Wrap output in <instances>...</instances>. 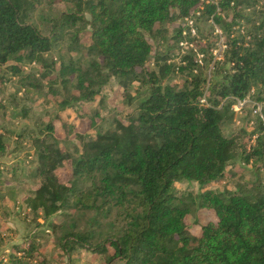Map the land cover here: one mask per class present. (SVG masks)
<instances>
[{
  "label": "trees",
  "instance_id": "obj_1",
  "mask_svg": "<svg viewBox=\"0 0 264 264\" xmlns=\"http://www.w3.org/2000/svg\"><path fill=\"white\" fill-rule=\"evenodd\" d=\"M41 1L0 0V103L5 72L17 76L19 63L33 62L46 71L43 55L68 34L90 61L84 68L61 65L63 85L66 76L75 77L77 95L68 91L59 106L91 103L112 80L122 88L125 104L135 105L104 132L72 128L73 153L59 147L53 123L33 141L38 186L23 203L43 221L63 215L60 224L49 226L69 264L80 251L103 264H264L263 181L234 191L208 188L238 158L264 160L259 123L249 150L244 138L251 133L243 128L227 133L237 101L264 100V19L253 25L248 41L232 30L251 0H52L67 10L50 21L49 35L31 21ZM196 13L199 21L221 24L225 35L226 50L209 79L204 67L212 56L202 64L192 51L180 65L170 58L186 38L181 29L169 38L170 28ZM229 13L226 21L222 15ZM85 35L87 45L81 43ZM152 42L165 50L153 56ZM178 75L183 81L173 85ZM99 119V111H92L87 130ZM5 150L0 132V153ZM66 165L70 175L62 180L57 172ZM184 182L196 183L200 191L176 187ZM198 210L211 212L215 220L192 234L186 218ZM35 251L32 246L30 253ZM16 252L23 251L10 254V264L22 263Z\"/></svg>",
  "mask_w": 264,
  "mask_h": 264
},
{
  "label": "rangeland",
  "instance_id": "obj_2",
  "mask_svg": "<svg viewBox=\"0 0 264 264\" xmlns=\"http://www.w3.org/2000/svg\"><path fill=\"white\" fill-rule=\"evenodd\" d=\"M66 10V6L62 3L42 0L40 6L31 15V21L44 35H49L50 21ZM194 15L196 16L189 17L192 23L182 19L170 28L169 38L173 37L178 29H181L182 35L186 37L182 43L175 45L170 58L172 62L180 65L181 58L188 52L201 53L200 50L204 49L205 55L201 61L212 56L211 62L204 67L209 79L214 61L222 59L226 50L225 35L221 24L214 20L204 23L197 20V13ZM242 15L245 18L235 19L236 26L232 30L235 36H243L244 41H248L253 35V25L258 26L264 19V0H251L249 7L242 10ZM222 16L226 21H230L232 17L230 13ZM81 43L87 45L89 36H82ZM152 47L153 56L165 50L164 46L157 42H152ZM43 59L46 63L44 65L46 71L41 72L42 66L39 63H19L21 73L12 76L7 70L5 83L2 86L0 132L5 138L6 150L0 153V263L3 261L10 264L9 255L22 250L23 252L18 254L16 252L17 257L22 258L20 264H40L42 259L45 264H69V260L55 243L57 233L53 234L49 226L50 223L60 224L64 220L63 215L57 213L47 221H43L40 217L36 218L29 213L23 203V199L38 186V181L33 176L36 167L33 141L36 137L45 135V126L53 123L55 125L53 136L58 140L59 147L73 153L76 141L73 138L72 128L78 133L91 135L97 131L104 132L115 118L124 120L126 115L135 109V105L125 104L124 92L113 80L91 103L75 102L62 109L59 101L62 98L67 99L69 93L77 95V91L73 88L76 84L75 77L66 76L65 80L68 84L63 85L59 72L61 65L84 68L90 58L84 48L75 45L70 40V35L66 34L49 53L43 55ZM198 59L200 58L195 56L197 62ZM151 68H153L152 64ZM41 73L46 74L47 77L43 78ZM182 81V76L178 75L171 83L180 85ZM53 89L56 90V94L52 93ZM250 106L251 104H247V109ZM94 110L99 111L100 119L96 121L94 128L87 130V120ZM248 115V110L235 115L234 123L227 133L242 128L247 133H251L250 139L248 135L244 138L248 142L249 150V145L253 144L254 138L259 133L255 132L258 129V120ZM243 157L229 165L224 178L212 183L208 188L214 191H234L239 185L256 179L262 180L264 184V160L250 159L246 163ZM57 173L62 180H66L70 175L69 167L66 165ZM176 187L183 192L196 194L200 191L196 183L184 182L176 184ZM212 220H215V217L211 212L198 210L186 218V225L192 234H197L201 226ZM32 246L36 251L31 254ZM72 259L71 264H103V260L98 256L83 251L74 254Z\"/></svg>",
  "mask_w": 264,
  "mask_h": 264
},
{
  "label": "built area",
  "instance_id": "obj_3",
  "mask_svg": "<svg viewBox=\"0 0 264 264\" xmlns=\"http://www.w3.org/2000/svg\"><path fill=\"white\" fill-rule=\"evenodd\" d=\"M184 20L188 23L189 22L192 23L191 18H185ZM195 55L197 58H200V59H198L199 64H202L201 58H203V54L196 51ZM218 60H221V59H218ZM201 102L204 103L205 100L203 99ZM247 104H251L250 108H248L250 110V114H251V116H254L258 120V123L262 126V134L264 135V112H263L264 100L257 102V101H254L249 96L242 101H237L234 104L233 109L236 113L238 112L237 114H239V113L242 114L244 112V109L247 108L246 107ZM252 124H253V122H252ZM256 137L254 138L253 144L249 145V148H250V146H254Z\"/></svg>",
  "mask_w": 264,
  "mask_h": 264
}]
</instances>
